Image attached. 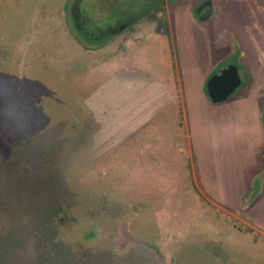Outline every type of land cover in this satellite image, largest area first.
<instances>
[{"label": "rangeland", "instance_id": "obj_1", "mask_svg": "<svg viewBox=\"0 0 264 264\" xmlns=\"http://www.w3.org/2000/svg\"><path fill=\"white\" fill-rule=\"evenodd\" d=\"M196 1L0 0V264H264V149L216 199L188 106L229 52L264 111V0Z\"/></svg>", "mask_w": 264, "mask_h": 264}, {"label": "crops", "instance_id": "obj_2", "mask_svg": "<svg viewBox=\"0 0 264 264\" xmlns=\"http://www.w3.org/2000/svg\"><path fill=\"white\" fill-rule=\"evenodd\" d=\"M177 1V3L171 4V6H177L179 0ZM205 1L206 3L203 7L208 6L209 9L204 17L199 18L197 15V8L200 7V5ZM208 1H211V4H209ZM217 11L218 9L215 4V0H197L191 9V18L198 24H204L213 21L217 16ZM259 20L262 21L263 19L258 16V18L254 21L257 22L259 26H264L263 24L258 23ZM122 26L126 27V25ZM117 30H120V27ZM117 30H113L112 32ZM164 38L168 40V37L164 36ZM198 41L199 39L194 35L190 40L192 43L191 52L194 54L197 61L198 59L203 58L202 52L207 50V46L198 45ZM202 42L205 41L203 40ZM198 47H200L203 51H199ZM208 50H210L209 47ZM210 52L212 53L213 51L211 50ZM206 53H208V51L205 52V56L207 57L208 54ZM231 54L232 53L227 52L218 63L223 65L224 62L229 57H231ZM173 58H176L175 53L172 54V59ZM211 74L212 73H210L209 76ZM148 76L149 74L147 72L145 77L151 79L155 78V80L152 82L158 81V83H160L161 89L163 91L169 92V96L171 97L172 101L179 107V101L174 93L173 85L169 84L171 86H167V80H165L163 77L158 76L157 78L156 76ZM209 76L204 82V86L207 85ZM188 87L190 94L193 93V96L195 94L198 97V99H191V101L188 103L190 108L192 134H198V137L196 135L193 137V145L199 160L201 162L203 161V158L205 160V184L207 189L217 199L218 196L213 190H211L209 181L207 179L209 177H213L212 174L210 175V169L211 172L214 170V167L211 163L213 155L215 154V156L220 155L223 157L226 155L225 153L227 150L230 149L235 151V154L237 155L236 161L240 162V159H242V162L247 165L248 163L245 162L254 160L256 158L255 155L259 152V150L264 149V111L261 109V101L258 96L255 98H250L248 95L246 98H239L236 97V94L235 96L227 98L224 101L213 102L211 99H209V96L205 92V87L203 88V85H201L200 88L198 86ZM242 88L243 87H241L238 91L240 92ZM251 90L252 89L250 88V91ZM234 142L235 144H233ZM239 179L243 184V189L238 196L240 201L246 191V176L238 175V181ZM230 194L231 192L229 193L228 202L230 201Z\"/></svg>", "mask_w": 264, "mask_h": 264}, {"label": "water", "instance_id": "obj_3", "mask_svg": "<svg viewBox=\"0 0 264 264\" xmlns=\"http://www.w3.org/2000/svg\"><path fill=\"white\" fill-rule=\"evenodd\" d=\"M211 4V1H208ZM124 28L121 26L120 29ZM239 69L235 64H229L207 81L208 95L213 102H221L229 98L241 85Z\"/></svg>", "mask_w": 264, "mask_h": 264}, {"label": "flooded vegetation", "instance_id": "obj_4", "mask_svg": "<svg viewBox=\"0 0 264 264\" xmlns=\"http://www.w3.org/2000/svg\"><path fill=\"white\" fill-rule=\"evenodd\" d=\"M206 3V1L205 2H203L201 5H200V7H198L197 8V15H198V17L199 18H202V17H204V15L206 14V12L208 11V9H209V7L208 6H205V7H203L204 6V4ZM238 53L237 54H233L231 57H229L225 62H224V64L223 65H221L222 67L223 66H227V61L230 63V64H235L237 67H238V69H242V67H241V64L239 63V61H238ZM217 71H215L214 73H212L210 76H209V78L213 75V74H215ZM239 73H240V71H239ZM240 77H241V75H240ZM246 75L244 76V74H243V77H241V80H242V82H241V85L235 90V92L230 96V97H232L236 92H237V90H239L241 87H244L245 85H246ZM229 97V98H230Z\"/></svg>", "mask_w": 264, "mask_h": 264}, {"label": "trees", "instance_id": "obj_5", "mask_svg": "<svg viewBox=\"0 0 264 264\" xmlns=\"http://www.w3.org/2000/svg\"><path fill=\"white\" fill-rule=\"evenodd\" d=\"M126 25H128V24H126Z\"/></svg>", "mask_w": 264, "mask_h": 264}]
</instances>
